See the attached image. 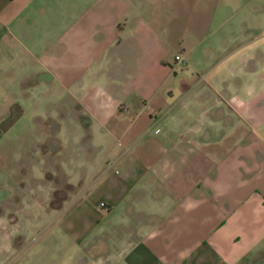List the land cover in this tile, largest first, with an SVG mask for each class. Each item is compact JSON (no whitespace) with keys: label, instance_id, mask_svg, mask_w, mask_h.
Masks as SVG:
<instances>
[{"label":"crops","instance_id":"obj_1","mask_svg":"<svg viewBox=\"0 0 264 264\" xmlns=\"http://www.w3.org/2000/svg\"><path fill=\"white\" fill-rule=\"evenodd\" d=\"M46 91L87 151L62 173L81 191L54 187L47 113L34 184L0 175V262L19 215L64 212L108 264H264V0H0V133Z\"/></svg>","mask_w":264,"mask_h":264},{"label":"rangeland","instance_id":"obj_2","mask_svg":"<svg viewBox=\"0 0 264 264\" xmlns=\"http://www.w3.org/2000/svg\"><path fill=\"white\" fill-rule=\"evenodd\" d=\"M176 48L174 46V49ZM49 93L46 91L39 101L25 103L27 110L36 111L42 116L41 119H30L29 117L22 119V123L24 121L25 128L28 129L27 132L23 135L20 134L17 131L18 125H16L5 134L0 133V152H4V157L0 155V175L5 173L12 178L21 177L22 181L26 183L27 189L28 186L34 184L30 182V177L37 175L36 169L42 160L41 155L37 153L38 148L35 144L38 136L36 129L42 122H45V116L49 113L52 116H57V122L61 128L58 138L62 143V149L48 157L54 187L58 191H67L68 193L75 190V193H78L81 191L80 187L73 188L71 191L67 190L70 186L62 173L67 171L71 176H76L81 172L83 169L80 167V163L86 161L87 151L84 147H80L83 144H78L74 139V122L70 118V106L49 99ZM11 97L19 96L12 95ZM21 125L23 127V124ZM42 185H44L43 181L36 183V187ZM92 187L93 185H90L86 187V190L91 191ZM19 216V227L21 228L19 232L22 234L17 239L18 250L0 264H108L105 262V258H108L110 254L115 256L113 247L100 248L97 246L98 249L88 250L79 247L78 244L71 243L61 228L68 218L64 212L36 215L32 222L23 219L24 215ZM90 235L87 236V241L91 242L97 238L96 236L92 238Z\"/></svg>","mask_w":264,"mask_h":264},{"label":"trees","instance_id":"obj_3","mask_svg":"<svg viewBox=\"0 0 264 264\" xmlns=\"http://www.w3.org/2000/svg\"><path fill=\"white\" fill-rule=\"evenodd\" d=\"M58 202V194L56 192L55 196H54V200H53V204H56Z\"/></svg>","mask_w":264,"mask_h":264},{"label":"built area","instance_id":"obj_4","mask_svg":"<svg viewBox=\"0 0 264 264\" xmlns=\"http://www.w3.org/2000/svg\"><path fill=\"white\" fill-rule=\"evenodd\" d=\"M175 59L178 60V59H181L179 55H176L175 56Z\"/></svg>","mask_w":264,"mask_h":264}]
</instances>
